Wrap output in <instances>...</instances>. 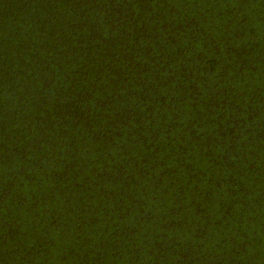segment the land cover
Segmentation results:
<instances>
[{"label": "trees", "instance_id": "trees-1", "mask_svg": "<svg viewBox=\"0 0 264 264\" xmlns=\"http://www.w3.org/2000/svg\"><path fill=\"white\" fill-rule=\"evenodd\" d=\"M0 264H264V0H0Z\"/></svg>", "mask_w": 264, "mask_h": 264}]
</instances>
